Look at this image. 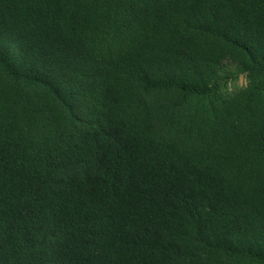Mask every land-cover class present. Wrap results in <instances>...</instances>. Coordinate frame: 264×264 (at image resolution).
Returning a JSON list of instances; mask_svg holds the SVG:
<instances>
[{"label":"trees","instance_id":"16d2710c","mask_svg":"<svg viewBox=\"0 0 264 264\" xmlns=\"http://www.w3.org/2000/svg\"><path fill=\"white\" fill-rule=\"evenodd\" d=\"M0 264H264V0H0Z\"/></svg>","mask_w":264,"mask_h":264},{"label":"rangeland","instance_id":"374dc122","mask_svg":"<svg viewBox=\"0 0 264 264\" xmlns=\"http://www.w3.org/2000/svg\"><path fill=\"white\" fill-rule=\"evenodd\" d=\"M245 81V79H244V77L243 76H241V78H240V83H243Z\"/></svg>","mask_w":264,"mask_h":264}]
</instances>
